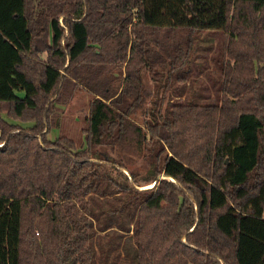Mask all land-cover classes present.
<instances>
[{
    "label": "trees",
    "instance_id": "trees-1",
    "mask_svg": "<svg viewBox=\"0 0 264 264\" xmlns=\"http://www.w3.org/2000/svg\"><path fill=\"white\" fill-rule=\"evenodd\" d=\"M21 4L28 44L0 32V264H264V0ZM196 31L222 33L217 102L157 97L137 125L144 72L172 90ZM82 92L83 141L50 140Z\"/></svg>",
    "mask_w": 264,
    "mask_h": 264
},
{
    "label": "rangeland",
    "instance_id": "rangeland-1",
    "mask_svg": "<svg viewBox=\"0 0 264 264\" xmlns=\"http://www.w3.org/2000/svg\"><path fill=\"white\" fill-rule=\"evenodd\" d=\"M0 32L15 47H19L21 43L25 46L28 44V33L22 17L21 0H0ZM221 42V31H196L194 33V49L191 57L184 69L175 74V79L171 82L173 89L166 93H164L165 89L163 87H159L156 90L155 83L151 80L147 72H144L143 81L149 92V97L146 100L143 110L134 114L132 117L133 121L142 127L146 119L150 117L148 110L153 107V100L155 98L164 96V102L161 104V111L163 112L165 106L170 103V100L174 99L182 91H185L186 102L188 101L194 104L217 102L216 96L218 95V89L222 80L220 70ZM177 77H185L187 79L186 85L176 81ZM15 96L17 98H24L26 94L20 91L15 92ZM92 98L89 94H84L83 92L78 93L69 106L61 109L59 128L52 129L48 134V138L54 141L61 136H65L79 146L83 141L82 129L86 127L89 101ZM178 100L184 101V98L181 97ZM145 109H148L147 113H145ZM5 118L9 122H14L12 119ZM22 125L31 126L32 123H22ZM141 165L142 162L138 160L130 168H135L143 172V168L140 167ZM124 172L128 173L127 170ZM152 186L153 184H150L139 187V189ZM115 264H128V261L126 258H121L119 261H115Z\"/></svg>",
    "mask_w": 264,
    "mask_h": 264
}]
</instances>
